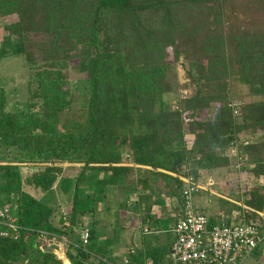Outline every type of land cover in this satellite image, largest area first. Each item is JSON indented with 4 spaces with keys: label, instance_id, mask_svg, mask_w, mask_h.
I'll return each mask as SVG.
<instances>
[{
    "label": "trees",
    "instance_id": "obj_1",
    "mask_svg": "<svg viewBox=\"0 0 264 264\" xmlns=\"http://www.w3.org/2000/svg\"><path fill=\"white\" fill-rule=\"evenodd\" d=\"M9 16L0 59L22 56L34 71L25 102L7 109L0 90V206L15 218L14 228L0 223V264H62L44 237L64 241L69 264H116V238L99 239L94 218L102 202L113 208L109 226L129 200L119 188L138 196L133 211L146 203L142 220L161 193L180 210L181 178L199 184L215 168L246 206L218 197L226 214L239 211L224 220L262 234L264 186L248 182L264 174V0H0V18ZM170 60L181 61L191 94L176 95ZM68 61L86 74L88 94L83 119L62 123ZM63 163L81 165L71 176ZM54 191L69 195L64 209ZM210 213L209 225L220 219ZM77 225L88 229L83 245ZM164 250L136 249L125 264H164ZM253 252L264 255V233Z\"/></svg>",
    "mask_w": 264,
    "mask_h": 264
},
{
    "label": "crops",
    "instance_id": "obj_2",
    "mask_svg": "<svg viewBox=\"0 0 264 264\" xmlns=\"http://www.w3.org/2000/svg\"><path fill=\"white\" fill-rule=\"evenodd\" d=\"M74 167H78L81 164L79 163H72ZM124 165L131 166L132 164L125 163ZM134 167H148L146 165L139 166V165H133ZM221 168H215L210 174H208L203 182H201V190H199L197 193H192L190 196V202L196 211L202 213L207 216L210 213L211 210H215L219 213L220 217H230L234 218L238 215V210H231V214L228 215L226 212L222 209L221 203L218 201V197L220 199H224L227 201H230L231 203H235L236 205L242 206L240 201H235L233 198H231L228 194V188L225 187L226 181L229 180L230 175L227 170L225 169L226 173H223L222 170H218ZM160 171H163L161 169H158ZM166 172V171H163ZM169 173V172H166ZM172 175V173H169ZM74 175V172L71 174V176ZM250 180V179H249ZM255 182L258 184L264 183V174L259 175L255 178ZM120 185L121 181H120ZM119 185V187H120ZM264 186V185H263ZM29 194L36 196L34 194L33 190L30 188L27 189ZM56 191H54L55 194ZM119 192V199L123 200L126 196L129 198V200L126 203L125 210L120 211L119 224L120 229L118 233H113L108 222L112 219L109 217L108 212H105L104 202L100 204V211L97 210V212L94 214V218L97 219L96 225L99 227V230L101 232L99 234V239H103L104 237H113L116 238L114 240L113 244H111L112 247V253L111 256L113 259H115L116 264H125L127 261V257H129V254H133L136 249H147L149 247L154 248H164V264H167L168 262V250L170 247V243L173 240V234L171 232L172 224L177 216L178 210V204L174 197H168L165 196L163 193L160 194V197L163 199L160 201L159 204H152L150 207V213L151 218L146 217L144 220H142V213L143 209L145 208L146 203L142 204L137 208V210L133 211L131 207L132 202L136 201L138 199V196L136 193L134 194H126L124 195V192L122 190L117 191ZM109 196V194H108ZM164 197V198H163ZM198 198L199 200H193V198ZM56 200L58 201L57 197ZM132 201V202H131ZM154 201V197L151 199V202ZM61 202L58 201V204ZM62 208V206H61ZM104 210V211H103ZM206 211V212H205ZM264 213V210L261 211ZM85 216V215H84ZM109 217V218H108ZM208 217V216H207ZM219 217V218H220ZM264 220V219H263ZM114 234V235H113ZM161 234H169V238L166 235V238H164ZM55 247V244H54ZM252 254V253H251ZM263 256L264 260V255ZM263 260H261V264H263ZM152 259L149 257L146 260V264L150 263Z\"/></svg>",
    "mask_w": 264,
    "mask_h": 264
},
{
    "label": "built area",
    "instance_id": "obj_3",
    "mask_svg": "<svg viewBox=\"0 0 264 264\" xmlns=\"http://www.w3.org/2000/svg\"><path fill=\"white\" fill-rule=\"evenodd\" d=\"M181 180L186 183L182 191L184 204L171 227L173 240L168 264H239L261 242L264 231L261 234L255 223L239 219L226 222L224 217L209 225L207 216L195 211L190 202L191 194L201 189V184L192 182L189 177ZM256 212L264 219L263 212ZM14 220L8 208L0 206V223L14 228ZM0 235H6V231H1ZM87 235L88 229L81 227L78 233L81 245L86 243Z\"/></svg>",
    "mask_w": 264,
    "mask_h": 264
},
{
    "label": "rangeland",
    "instance_id": "obj_4",
    "mask_svg": "<svg viewBox=\"0 0 264 264\" xmlns=\"http://www.w3.org/2000/svg\"><path fill=\"white\" fill-rule=\"evenodd\" d=\"M14 16H9L8 18H0V41H1V26L7 22L14 20ZM169 51V50H168ZM170 59V56L168 57ZM74 61H68L66 67V76L69 80L70 91H71V100L69 108L60 116V122H66L67 120H77L81 121L83 119L84 110L83 107L85 105L88 89H87V79L86 74L78 73L75 69H73ZM184 66L181 65V61H172L170 60V65L166 73V78L172 83L173 89L176 95L186 96L193 92V85L191 81H189L187 75L184 71ZM34 68H30L28 64L25 62L22 56H6L0 59V90H3L6 97V106L5 108L9 109L15 106L16 104H21L27 100L28 90H27V81L28 79L33 77ZM238 90L244 87H240L237 85ZM169 97V96H168ZM167 97V98H168ZM245 101L246 98L243 97ZM80 164V163H79ZM62 166H69L70 175L75 172L74 165L72 163H63ZM219 171L222 170L223 173H226L224 168L218 169ZM243 176V173L241 174ZM247 177V176H245ZM243 180L237 178L239 183L246 182V178L242 177ZM250 185L255 182V178H249ZM233 187H235L236 182L232 183ZM264 185V183H263ZM55 196L57 197L58 201L61 202L60 206L62 209L65 208L67 205L69 198L61 194L60 192H55ZM58 201L56 198H53L52 201ZM193 200H199L198 198H193ZM264 209V207H263ZM113 208L109 210V213L112 215ZM206 212V211H205ZM114 216V213L113 215ZM119 219V218H118ZM114 221V222H113ZM111 222L110 228L111 230L119 228V222L117 220H113ZM81 227L75 226L74 227V236L77 238V234L80 232ZM116 233V232H115ZM114 233V234H115ZM164 238H169V234H161ZM75 238V237H74ZM44 243H46L47 247L53 245L50 241L56 242L54 244L55 247L52 248L53 253H55L62 261V264H69L64 256V241L62 239L56 240L48 239L44 237L42 239ZM261 260H263V256L258 255L256 252L248 255L245 257L239 264H261Z\"/></svg>",
    "mask_w": 264,
    "mask_h": 264
},
{
    "label": "water",
    "instance_id": "obj_5",
    "mask_svg": "<svg viewBox=\"0 0 264 264\" xmlns=\"http://www.w3.org/2000/svg\"><path fill=\"white\" fill-rule=\"evenodd\" d=\"M53 247H54V244L53 245H50V246H48L46 248H47L48 251H51Z\"/></svg>",
    "mask_w": 264,
    "mask_h": 264
},
{
    "label": "bare ground",
    "instance_id": "obj_6",
    "mask_svg": "<svg viewBox=\"0 0 264 264\" xmlns=\"http://www.w3.org/2000/svg\"><path fill=\"white\" fill-rule=\"evenodd\" d=\"M67 260V259H66ZM68 261V260H67Z\"/></svg>",
    "mask_w": 264,
    "mask_h": 264
}]
</instances>
